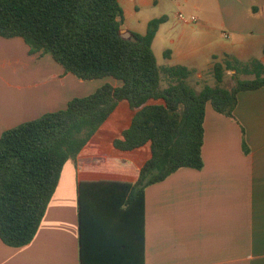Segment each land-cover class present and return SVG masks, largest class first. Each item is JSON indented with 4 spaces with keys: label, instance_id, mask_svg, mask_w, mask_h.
<instances>
[{
    "label": "crops",
    "instance_id": "obj_1",
    "mask_svg": "<svg viewBox=\"0 0 264 264\" xmlns=\"http://www.w3.org/2000/svg\"><path fill=\"white\" fill-rule=\"evenodd\" d=\"M118 2L126 39L133 33L145 35L151 21L166 17L153 41L158 63L193 70L189 82L199 84V91L213 76L214 63L226 55L264 62V0ZM179 13L197 20L181 22ZM106 83L122 85L110 77L81 80L51 54L31 53L23 38L0 36V138L9 129L65 109L72 99L89 96ZM235 117L219 114L209 104L204 168H183L146 190V264H264V88L239 93ZM124 118L127 122L122 124ZM131 119L128 104H120L77 161L65 164L37 235L19 248L0 239V264H81L79 184L133 183L150 157L149 145L142 165L109 153L92 155L115 132L119 133L112 139L116 149L114 141ZM141 149L116 150L136 152L134 158L141 162ZM114 160L127 161L135 171L111 172L108 164Z\"/></svg>",
    "mask_w": 264,
    "mask_h": 264
},
{
    "label": "trees",
    "instance_id": "obj_2",
    "mask_svg": "<svg viewBox=\"0 0 264 264\" xmlns=\"http://www.w3.org/2000/svg\"><path fill=\"white\" fill-rule=\"evenodd\" d=\"M118 0H0V36L23 38L31 53H49L81 80L113 78L93 94L72 99L5 131L0 138V239L19 248L32 242L47 212L65 164L79 154L122 103L130 125L114 147L131 152L150 146V157L133 183L87 181L79 184L81 264H146V190L183 168L205 166L207 106L236 120L238 95L264 88V62L226 55L215 62V87L197 91L193 70L162 67L153 41L166 17L150 22L145 35L121 34ZM169 53H167L168 55ZM228 71L236 84L220 87ZM237 75L254 76L239 79ZM167 83L165 87L163 84ZM244 149H247L243 140ZM111 172L135 171L125 160Z\"/></svg>",
    "mask_w": 264,
    "mask_h": 264
},
{
    "label": "rangeland",
    "instance_id": "obj_3",
    "mask_svg": "<svg viewBox=\"0 0 264 264\" xmlns=\"http://www.w3.org/2000/svg\"><path fill=\"white\" fill-rule=\"evenodd\" d=\"M254 59H255V58H254ZM256 59H257V58H256ZM227 74H228V73H227ZM227 74H226V76H225V78H224L223 84L220 85V87L230 88V87H234V86H235V84H236V79H235V76H234L235 72H234V71H229V74H228V75H227ZM237 78H239V79H253L254 76L237 75ZM192 83H193V84H191V85H192L197 91H199V89H200L199 84H196L195 81H192ZM166 85H167V83L164 82L163 87H165ZM205 85H209V86H212V87L218 86V85H217V82H216V79H215L214 76H211L210 78H208V79H207V82H206L205 84H203L201 87H204ZM124 106H126V105H124ZM122 108H124V107H122ZM122 108H121L120 111H119L120 114L123 112V109H122ZM117 120H119V119H117ZM126 122H127V119L124 118L122 124H124V123H126ZM106 126H108V125H106ZM126 126H127V125H126ZM126 126H125V127H126ZM118 135H119V133L115 132V133L111 136V138H108V139L105 141L104 145L101 146V148L98 147L97 149L92 150V151H93V152H92V155H93L94 157H97V156L101 157V155L109 153L110 155L123 156V157H125L127 160H129V161H131V162H133V163H135V164H137V165H142L143 162L145 161V159H146L147 156H148L149 146H147V147H145V148H143V149L140 150V151L144 154V156H143L141 162H138L139 160H135V158H134L136 152H134V153H125V154H124V153L119 152V151H117L116 149L113 148V145H112V141H113V140H112V139L115 138V137H117ZM96 138H97V137H96ZM92 141H93V140H92ZM90 152H91V151H90ZM137 152H139V151H137ZM141 157H142V154H141V153H138V154H137V158L140 159Z\"/></svg>",
    "mask_w": 264,
    "mask_h": 264
},
{
    "label": "built area",
    "instance_id": "obj_4",
    "mask_svg": "<svg viewBox=\"0 0 264 264\" xmlns=\"http://www.w3.org/2000/svg\"><path fill=\"white\" fill-rule=\"evenodd\" d=\"M178 19L181 21V22H184V23H189V22H194L197 20V18L195 16H186L185 14L183 13H179L178 14Z\"/></svg>",
    "mask_w": 264,
    "mask_h": 264
},
{
    "label": "water",
    "instance_id": "obj_5",
    "mask_svg": "<svg viewBox=\"0 0 264 264\" xmlns=\"http://www.w3.org/2000/svg\"><path fill=\"white\" fill-rule=\"evenodd\" d=\"M121 34H122V36L124 37V33L121 31ZM124 38H126V37H124Z\"/></svg>",
    "mask_w": 264,
    "mask_h": 264
}]
</instances>
